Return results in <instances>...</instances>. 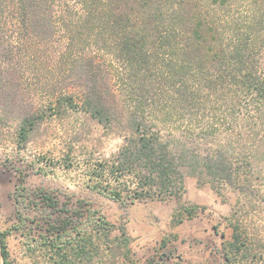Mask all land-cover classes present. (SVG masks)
Wrapping results in <instances>:
<instances>
[{
    "label": "trees",
    "instance_id": "16d2710c",
    "mask_svg": "<svg viewBox=\"0 0 264 264\" xmlns=\"http://www.w3.org/2000/svg\"><path fill=\"white\" fill-rule=\"evenodd\" d=\"M3 48L10 54L17 49L21 61L68 79L50 92L51 106L81 108L128 132L111 162L102 166V175L127 189L125 196L106 189L113 199L133 203L179 197L184 167L197 161L185 146L196 128L217 143L204 158L207 174L244 191L242 168L259 152L254 144L264 142V0H0ZM7 84L8 79L5 89ZM37 106L29 102L21 117L23 141L44 118ZM248 144L250 156L241 159ZM14 198L11 230L34 221L20 206L47 217L41 244L55 251L57 264L89 254L86 244H94L92 236L110 235L103 218L92 221L94 213L87 214L91 223L79 221L70 229L67 218L73 215L39 211L57 201L30 190L24 174ZM195 210L182 205L174 217L180 221ZM231 225L225 257L236 264L249 258L248 248L240 224ZM8 234L0 229L3 264H12Z\"/></svg>",
    "mask_w": 264,
    "mask_h": 264
},
{
    "label": "rangeland",
    "instance_id": "374dc122",
    "mask_svg": "<svg viewBox=\"0 0 264 264\" xmlns=\"http://www.w3.org/2000/svg\"><path fill=\"white\" fill-rule=\"evenodd\" d=\"M17 53V49L11 54L0 50V56L4 55L0 57V229L10 231L7 245L12 264H57L53 257L59 259L41 244L40 232L49 227L48 218L35 217L36 210L29 213L20 206L22 214H31L34 221L11 230L21 174L30 190L46 192L57 201L46 209L41 205L39 211L73 215L67 218L72 221L70 229L79 221L91 223L89 213H94L92 221L103 218L109 224V236H92L94 244H86L90 253L66 264H228L225 246L232 239V223H239L246 235L249 257L236 264H264V142L254 144L259 152L248 158L249 167L242 168V191L207 174L204 158L217 143L207 141V131L196 128L185 146L197 161L184 167L179 197L118 201L105 190L116 188L125 196L127 189L102 175V166L111 162L128 132L99 122L81 108L51 106L50 92L65 86L68 79H58L46 66L21 61ZM33 100L44 118L23 141L19 124ZM250 150L251 144L246 145L243 152L247 154L241 159L250 156ZM182 205L196 210L179 221L174 214Z\"/></svg>",
    "mask_w": 264,
    "mask_h": 264
},
{
    "label": "bare ground",
    "instance_id": "6f19581e",
    "mask_svg": "<svg viewBox=\"0 0 264 264\" xmlns=\"http://www.w3.org/2000/svg\"><path fill=\"white\" fill-rule=\"evenodd\" d=\"M0 264H3V260H2L1 254H0Z\"/></svg>",
    "mask_w": 264,
    "mask_h": 264
}]
</instances>
